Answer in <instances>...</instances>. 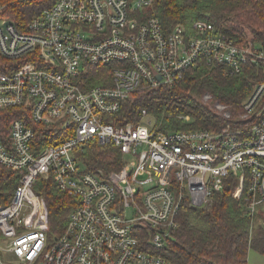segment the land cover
Segmentation results:
<instances>
[{
    "label": "built area",
    "instance_id": "1",
    "mask_svg": "<svg viewBox=\"0 0 264 264\" xmlns=\"http://www.w3.org/2000/svg\"><path fill=\"white\" fill-rule=\"evenodd\" d=\"M155 1L55 0L25 31L0 16V109L23 107L68 134L40 148L23 119L9 136L0 130V164L23 172L11 202L0 205V264H169L145 250L143 232L147 245L163 248L183 206L208 207L227 178L252 223L264 226V81L218 132H161L146 110L138 124L113 122L124 100L179 84L201 62L229 75L264 64L263 45L238 46L204 20L192 32L180 25L166 33L149 14ZM97 65L111 66L109 83H89L87 69ZM91 143L118 148L120 169L89 170ZM40 177L79 201L62 234L50 231L35 191Z\"/></svg>",
    "mask_w": 264,
    "mask_h": 264
},
{
    "label": "trees",
    "instance_id": "2",
    "mask_svg": "<svg viewBox=\"0 0 264 264\" xmlns=\"http://www.w3.org/2000/svg\"><path fill=\"white\" fill-rule=\"evenodd\" d=\"M55 0H0V16L7 18L20 30H27L32 19L50 7ZM160 19L166 33L176 26L192 32L196 21L212 23L219 31L241 47L259 43L264 46V0H156L149 9ZM3 62V60H0ZM111 66L88 67L91 85L110 82ZM264 81V64L248 62L242 71L229 75L224 66L199 63L189 68L182 81L158 89H143L122 102L121 111L114 116L115 124H138L146 110L156 119V129L173 132L190 129L221 131L236 122L243 113V103L254 86ZM206 97H209L206 100ZM225 106L230 113L219 115L216 105ZM182 116H190L185 122ZM23 119L35 131L40 148L60 143L67 135L59 126L37 123L31 112L23 107L0 109V130L9 136L11 123ZM84 159L91 171L120 169L121 151L112 145L91 143ZM23 172L0 164V205L10 203ZM237 182L227 178L221 191H215L208 207L193 208L185 204L178 216L179 227L170 233L163 248L143 245L147 252L160 255L169 264H249L253 250L264 256V226L252 223L240 201L233 197ZM35 191L42 197L51 233L65 232L68 215L79 201L59 189L52 177H40Z\"/></svg>",
    "mask_w": 264,
    "mask_h": 264
},
{
    "label": "rangeland",
    "instance_id": "3",
    "mask_svg": "<svg viewBox=\"0 0 264 264\" xmlns=\"http://www.w3.org/2000/svg\"><path fill=\"white\" fill-rule=\"evenodd\" d=\"M249 264H264V256L251 250L249 254Z\"/></svg>",
    "mask_w": 264,
    "mask_h": 264
}]
</instances>
